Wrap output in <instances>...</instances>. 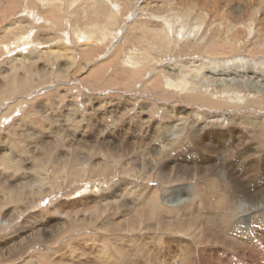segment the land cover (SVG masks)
I'll list each match as a JSON object with an SVG mask.
<instances>
[{
	"label": "rangeland",
	"instance_id": "1",
	"mask_svg": "<svg viewBox=\"0 0 264 264\" xmlns=\"http://www.w3.org/2000/svg\"><path fill=\"white\" fill-rule=\"evenodd\" d=\"M161 1L0 0V264H143L145 249L164 253L167 241L180 264L199 230L155 231L140 202L144 190L162 199L200 189L235 211L225 230L211 222L214 203L198 220L229 230L201 245L207 258L263 261L264 13L224 31L216 0ZM197 195L189 219L209 209ZM129 220L139 228L118 231Z\"/></svg>",
	"mask_w": 264,
	"mask_h": 264
},
{
	"label": "bare ground",
	"instance_id": "2",
	"mask_svg": "<svg viewBox=\"0 0 264 264\" xmlns=\"http://www.w3.org/2000/svg\"><path fill=\"white\" fill-rule=\"evenodd\" d=\"M159 1V0H158ZM162 1H164V0H162ZM161 1V2H162ZM184 1V0H183ZM190 1H198V3L200 2V0H190ZM211 1V0H210ZM217 2H218V4L217 5H219V8L220 9H222L223 8V12L221 13V14H219L218 15V17H219V19L220 18H222V19H224V25L223 24H218L217 25V28L218 29H220V30H226V29H224V26L227 28V30H228V28H233L234 26H236V22H238V21H241V20H244L246 17L247 18H253L254 16H255V14L253 13V11H254V9H255V12L257 11V10H262L263 11V13H264V2H263V0H235L236 1V5H235V7H233L232 8V10H231V12H229L228 11V9H227V7L229 8V6H230V2H232V1H234V0H224L225 2H226V4H224V3H222V2H224L223 0H216ZM155 2V1H154ZM177 2V1H176ZM205 2L206 1H203V3L205 4ZM156 3V2H155ZM192 4H194V3H192ZM212 4V3H211ZM214 5H215V3H214ZM213 5V6H214ZM167 6L168 7H170L171 6V2L170 3H168L167 4ZM167 6H165V8L167 7ZM179 6V5H178ZM192 6V5H191ZM199 5H197V7H198ZM206 7H207V5H205ZM114 7V6H113ZM173 7H175V6H173ZM185 7H187V6H185ZM184 7V8H185ZM214 7H216V6H214ZM258 7H260V8H258ZM115 8L116 9H118V6L116 5L115 6ZM158 8V7H157ZM165 8H164V10H165ZM171 8V7H170ZM189 8V7H188ZM192 9H193V6L191 7ZM194 8H196V6L194 7ZM209 8V7H208ZM218 8V9H219ZM167 9V8H166ZM172 9V8H171ZM205 9V8H204ZM168 10H170V9H168ZM191 10V9H190ZM205 10H207V9H205ZM34 15V14H33ZM224 15V17H222ZM253 16V17H252ZM263 16V15H262ZM205 17V16H204ZM217 17V16H216ZM259 17H261L260 16V12H259ZM261 19V18H260ZM259 19V21H258V23H256L255 24V26L258 28L257 30L258 31H260V30H264V21L262 20H260ZM164 20V19H163ZM167 19H165L164 21H166ZM253 20V19H252ZM39 22V21H38ZM222 22V23H223ZM250 23V22H249ZM167 24V23H166ZM254 24V23H253ZM168 25V24H167ZM245 26V25H244ZM238 27V26H237ZM236 28V27H235ZM234 28V29H235ZM231 30V29H230ZM243 32V31H242ZM79 33V32H78ZM82 34V33H81ZM80 34V35H81ZM225 34V33H224ZM179 36V35H178ZM182 36V35H181ZM83 38L84 39H86V37L85 36H83ZM25 39V38H24ZM83 39V40H84ZM178 39H180V38H178ZM27 40V39H26ZM224 40V39H223ZM19 41V40H18ZM15 43V42H14ZM176 43H177V41H176ZM19 44V43H18ZM22 45V44H21ZM23 46V45H22ZM221 48V47H220ZM221 50V49H220ZM235 51V50H234ZM114 52V51H113ZM211 53H209V55H210ZM212 54H214V53H212ZM222 54V53H221ZM228 54V53H227ZM220 55V54H219ZM223 55V54H222ZM204 56V55H203ZM211 56V55H210ZM221 57V56H220ZM262 63H264V62H262ZM196 68V67H195ZM225 69V68H224ZM211 70V69H210ZM226 70V69H225ZM212 71V70H211ZM231 71V70H230ZM234 71H235V69H234ZM234 71H233V73H234ZM223 72H226V71H223ZM216 73V72H215ZM220 73V72H219ZM229 73V72H228ZM243 73V72H242ZM213 74V73H212ZM216 75V74H215ZM227 75V74H226ZM232 76V75H231ZM230 76V77H231ZM254 76V75H253ZM223 77H225V76H223ZM233 77V76H232ZM249 77V76H248ZM252 77V76H251ZM258 77V76H257ZM218 79H220V78H218ZM224 79H226V78H224ZM223 79V80H224ZM250 79V78H249ZM251 80V79H250ZM168 81V80H167ZM222 81V80H221ZM251 82H254V83H256L255 82V80L254 81H251ZM168 83H170V81L168 82ZM234 83V82H233ZM177 85V84H176ZM259 87H262V88H264V83H262L261 85L260 84H257ZM261 90V89H260ZM261 91H264V90H261ZM227 103V102H226ZM18 125V124H17ZM183 132V131H182ZM178 137V132L176 133V132H174V133H172L171 134V138L174 140L175 138H177ZM166 138H167V136H166ZM171 140V139H170ZM176 140V139H175ZM171 143L172 142H170V143H168L169 144V146L171 145ZM157 151V150H156ZM155 151V152H156ZM210 185V184H209ZM92 186H94V185H92ZM211 187V186H210ZM36 189H37V187H35ZM206 188V187H205ZM28 189V188H27ZM24 190H26L25 188H24ZM29 190V189H28ZM49 190H51V189H49ZM140 192H142V189H139V198H140ZM143 192H145V197L143 196V200H145V201H139L140 203H142V204H144V206H147V207H149L150 208V210H149V212L147 211V210H144L143 211V214H146V213H148V217L149 216H151V215H153V216H155L156 217V219H158V224H159V226H156L155 228H154V230L156 231V230H158L159 229V231H167L168 230V232H169V236H171L172 237V234H175V233H177V230L179 229V230H181L182 232H184L185 234L186 233H188L189 231H193L194 229H191V227L192 226H195L196 228H197V230H199L198 231V234H196V235H194V237L192 238V239H194V240H192L191 239V242L189 243V242H185L182 246H181V248H182V250H184V254H182V259L181 258H179V261L181 260V263L180 264H197L199 261L198 260H200L201 261V264H228V260L227 259H223V258H221L219 255H221L219 252L217 253V255L215 256V260L213 259L214 257H208L207 258V256H206V254L204 253V251H203V249L201 248V245H206V244H208V243H211V240H212V238H213V240H212V242L214 241V239L215 238H218V237H216L217 235L219 236V235H223V237H224V235H226V233H227V231H229V230H227V231H225V232H223V230H225L224 228H225V224H226V222L228 221V223H231L232 221H233V219H232V221L231 222H229L230 220H231V218H233V214H234V212L235 211H233V210H231V211H229L228 212V210H227V208L230 206V207H232V204L231 205H227L226 206V204L224 203V200H223V198H222V196H219L220 194H218V193H215L214 195H211V194H208L207 192H206V189H200V191H193L192 193H188L187 195H182L181 196V198H179L178 197V195H175L174 197H168V196H166V195H164L163 196V198L162 199H160V197L157 195V194H155V192H153V193H150L149 191H143ZM198 193V195H197V197L198 196H200V202H201V204H202V202H204L205 204H208V206H209V209H206V210H203L202 212L204 213V214H202V215H197V216H190V218L191 219H189L188 218V213L189 214H191V215H193V212L191 211V209H190V211L188 212L187 210H188V208H189V205L191 204V203H189L190 201H192V198L193 197H195L196 196V194ZM164 194V193H163ZM108 196H107V198L108 197H111V195H109V194H107ZM231 195V194H230ZM209 196V197H208ZM142 197V196H141ZM106 197H103L102 199H99V201L98 202H101L102 203V201H104V200H106L105 199ZM145 198V199H144ZM225 198V197H224ZM140 200H142V199H140ZM226 200V199H225ZM115 201V200H114ZM92 202V201H91ZM232 202H234V201H232ZM89 203V202H88ZM213 203L216 205V210L218 209V210H220V211H218L217 210V213H220V219L219 220H217V221H214V219L212 218V220L213 221H211V222H213L216 226H222V228H223V230H219L218 231V229H217V231L215 232V231H211L212 229H209V232H208V229H204V228H201V227H198L199 226V221L198 220H203V221H206L207 222V220L208 219H210L209 217L211 216V213L210 212H212L211 210V207H212V205H213ZM228 204V203H227ZM234 204V203H233ZM153 205H155V206H153ZM203 205V204H202ZM100 206V205H99ZM98 206V207H99ZM103 206V205H102ZM124 206H128V204H125ZM206 206V205H205ZM235 207H236V205H234ZM158 207V209L156 210V208ZM226 207V208H225ZM234 207V208H235ZM203 208V207H202ZM204 208H206V207H204ZM203 208V209H204ZM221 208H223V210H224V212L221 210ZM103 209H104V207H103ZM105 209H106V206H105ZM211 209V210H210ZM232 209V208H231ZM236 209V208H235ZM215 210V209H214ZM113 211V210H112ZM178 212H180V214H181V218H180V214L178 215ZM186 212H188V213H186ZM227 214H226V213ZM92 213L93 214H95L96 215V212L93 210L92 211ZM198 213V212H197ZM111 214H115L114 212H112ZM201 214V213H200ZM215 214V213H214ZM127 215V214H126ZM136 215V217H138V218H140V216L138 215V214H135ZM213 215V214H212ZM170 216V219L169 218H167V217H169ZM178 216V217H177ZM215 216V215H214ZM218 216V217H219ZM91 217V216H90ZM93 217V216H92ZM108 217H110V216H108ZM108 217H106V218H108ZM173 217V218H172ZM96 218V217H95ZM128 218H133V217H131V214H129V216L127 217V219ZM178 218H180V219H182V221L180 220V219H178ZM207 218V219H206ZM236 218V217H235ZM127 219H126V221H127ZM134 220H135V222H138L139 223V221L138 220H136L135 218H133ZM141 219V218H140ZM261 219V218H260ZM92 220V219H91ZM143 220V219H142ZM167 220H170V221H167ZM240 220V219H239ZM171 221H174V222H171ZM264 221V220H263ZM85 222V221H84ZM94 221H92V223H93ZM106 222V224H105V229H107V230H109L110 231V227L111 226H113V222H114V219L113 220H106L105 221ZM108 222V223H107ZM201 222V221H200ZM205 222V223H206ZM209 222V221H208ZM236 222V221H235ZM233 223V226L236 228V230L234 231V234H238V236H241V234H243V230L241 231V228L240 227H237L236 226V223ZM115 223H117V222H115ZM226 224V225H230V224ZM88 224V223H87ZM129 224V225H128ZM127 225H125V226H128V227H125V228H123V227H118V226H116V228L117 229H119L118 231H126V232H128L129 230H130V227H131V229H134V228H139L138 226H136V225H134L133 223H131V221L129 220V223H128ZM202 224V223H201ZM80 224H78V225H75V226H73V227H71V226H69L72 230L73 229H76V228H78V226H79ZM119 225V224H118ZM183 225H185V227H183ZM186 225H188V227H186ZM212 225V224H211ZM211 225H210V227H211ZM214 225V226H215ZM82 226V225H81ZM83 226H84V228L87 226L86 224H83ZM90 226V225H89ZM80 227V226H79ZM212 227H213V225H212ZM248 227V226H247ZM246 227V228H247ZM262 227V226H261ZM89 228V227H88ZM129 228V229H128ZM214 228V227H213ZM217 228V227H216ZM216 228H214L213 230H215ZM227 228H229V227H227ZM233 228V227H232ZM87 229V228H86ZM104 229V228H103ZM244 229V228H243ZM257 229V228H256ZM147 230V229H146ZM150 230V232L149 233H151L152 231H153V228L151 229H148V231ZM172 230V231H171ZM202 230V232L200 233V231ZM248 230V229H247ZM32 231V230H31ZM248 232H249V230H248ZM63 233V232H62ZM246 233V232H245ZM255 233V232H254ZM262 233L264 234V228H261V229H258L257 230V235H259V237H260V234H261V236H263L262 235ZM42 234V233H41ZM240 234V235H239ZM216 235V236H215ZM245 235V234H244ZM174 236V235H173ZM204 236H206V237H204ZM235 236H237V235H235ZM204 237V238H203ZM258 237V238H259ZM37 238H39V237H34L33 239L32 238H30V239H28L29 241H27L26 242V244L27 245H29V244H31V242L33 241V243L35 242V240H37ZM152 239H150V240H153V239H155L156 240V237L155 236H152L151 237ZM198 238H202V242L201 241H198ZM221 239V238H220ZM242 239V238H241ZM251 239V237H248V240H247V242H249V240ZM201 240V239H200ZM217 239H215V241H216ZM222 240V239H221ZM225 240H226V242H227V236H225ZM229 240V239H228ZM262 240L264 241V239L262 238ZM171 241V240H170ZM169 241V242H170ZM197 244V245H199L200 244V246L198 247L197 245V247H194V245H195V243ZM198 241V242H197ZM215 241H214V243H215ZM153 243H158V242H154V240L152 241ZM218 241H216V243H217ZM222 242V241H221ZM220 242V243H221ZM235 242V241H234ZM234 242H232V244H230V242L228 241V243H227V246H235V243ZM251 243H253L252 241H250ZM36 243V242H35ZM177 243V242H176ZM213 243V244H214ZM215 243V244H216ZM238 243V242H237ZM240 243H241V241H240ZM242 244V243H241ZM245 244V243H244ZM255 244L257 245L256 247L258 248V249H262V247L264 248V246L261 244V243H259V244H261L262 245V247L260 246V247H258V245L259 244H257L256 242H255ZM223 245H226V244H223ZM151 246V245H150ZM245 246V245H244ZM128 247V246H127ZM124 248V249H121L122 248V246H121V250L122 251H124V253L125 254H123L121 257H124V258H126V259H130L129 257H130V254L132 253V248L131 247H129V248ZM221 247H224V246H221ZM144 249H145V247H143ZM149 248V247H148ZM218 248V247H217ZM230 248V247H229ZM20 249H22V248H20ZM151 249V248H150ZM162 249H164V248H162ZM176 249V248H175ZM231 249V248H230ZM174 250V249H173ZM171 248H170V245H169V243H168V241H167V247L165 248V251H164V253H161V252H158V251H154V247L151 249V251H148V250H144V252H143V254H145V259H146V261L144 260V263L143 264H166V262H168V264H177L175 261H173L172 259L173 258H175V256L176 257H178L177 255H176V253H174V251H173ZM215 250V249H214ZM246 250V249H245ZM159 251H161V248H159ZM248 251H254V250H251V249H249ZM234 252V251H233ZM237 252V251H236ZM240 252H241V250H240ZM239 252V253H240ZM245 253V252H244ZM234 254V253H233ZM251 254L253 255V253L251 252ZM169 256V257H168ZM180 257V256H179ZM235 257L237 258V259H239V261L241 262V264H247V262H248V264H252L251 262H253V264H262V263H264V258H263V261H259V262H257V260H254V259H250V254H249V258L247 257H245L246 258V262H243L242 261V259H244V257H240L239 256V254L238 253H236L235 254ZM255 257V256H254ZM106 258V257H105ZM162 258H168V260L165 262V259H162ZM221 258V259H220ZM112 256L110 255V256H108L107 257V261L106 262H104L103 264H133L132 262H131V260H129V261H123V260H121V258L118 260V257H116L115 256V258H113L112 260ZM177 259V258H176ZM117 260H118V262H117ZM177 261H178V259H177ZM55 262V261H54ZM100 262H98L97 264H99ZM22 264H33L30 260H26L24 263H22ZM102 264V263H101Z\"/></svg>",
	"mask_w": 264,
	"mask_h": 264
},
{
	"label": "crops",
	"instance_id": "3",
	"mask_svg": "<svg viewBox=\"0 0 264 264\" xmlns=\"http://www.w3.org/2000/svg\"><path fill=\"white\" fill-rule=\"evenodd\" d=\"M40 177H42V176L40 175ZM44 185H45V188H44V189H42V190H46V191H47V190H49V189H50V187H48V188H47V183H45ZM8 199L10 200L11 198H8Z\"/></svg>",
	"mask_w": 264,
	"mask_h": 264
}]
</instances>
